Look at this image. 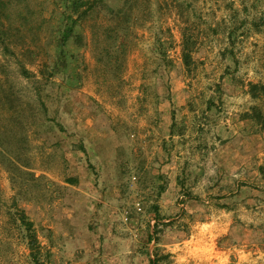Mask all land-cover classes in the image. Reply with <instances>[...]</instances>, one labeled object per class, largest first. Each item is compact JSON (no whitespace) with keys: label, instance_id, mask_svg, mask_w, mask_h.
<instances>
[{"label":"rangeland","instance_id":"1","mask_svg":"<svg viewBox=\"0 0 264 264\" xmlns=\"http://www.w3.org/2000/svg\"><path fill=\"white\" fill-rule=\"evenodd\" d=\"M253 84L264 0H0V264H264Z\"/></svg>","mask_w":264,"mask_h":264},{"label":"trees","instance_id":"2","mask_svg":"<svg viewBox=\"0 0 264 264\" xmlns=\"http://www.w3.org/2000/svg\"><path fill=\"white\" fill-rule=\"evenodd\" d=\"M75 12V11H73ZM71 13L68 15L69 19H72V15L74 13ZM192 60L191 55L187 52L184 51V62L189 65L190 62ZM251 93L253 95V97H257L260 94L264 95V84H253L251 85ZM256 119H258L259 121H262V126L264 127V116L263 114L259 111L256 113ZM23 224L26 226L27 232L29 234V244H30V249L32 251V256H33V261L35 262V264H44L41 261V253H42V248L40 246V243L38 241L36 232L34 230V224L32 221H29L26 215H22L21 218ZM152 237H150L149 241L151 242ZM159 262L157 261H150V264H158Z\"/></svg>","mask_w":264,"mask_h":264},{"label":"built area","instance_id":"3","mask_svg":"<svg viewBox=\"0 0 264 264\" xmlns=\"http://www.w3.org/2000/svg\"><path fill=\"white\" fill-rule=\"evenodd\" d=\"M139 210H141V207H139Z\"/></svg>","mask_w":264,"mask_h":264}]
</instances>
